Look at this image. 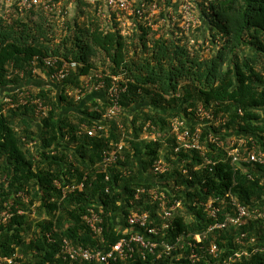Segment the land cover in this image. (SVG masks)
<instances>
[{"label": "trees", "instance_id": "obj_1", "mask_svg": "<svg viewBox=\"0 0 264 264\" xmlns=\"http://www.w3.org/2000/svg\"><path fill=\"white\" fill-rule=\"evenodd\" d=\"M59 1L65 9L71 4ZM197 4L199 24L192 29V36L199 48L195 45L190 49L187 35L166 30L165 26L149 28L143 21L140 31L126 37L117 22L103 24L96 7L87 0L73 4L75 12L68 15L65 27L42 7L7 18L0 2V166L10 178L8 187L0 185V208L19 191H27L31 197L29 202L15 199L26 213L15 214L0 225V255L9 256L19 250L27 257L24 264H100L57 258L62 240L107 250L127 234L140 232L131 228L125 233L133 190L149 187L140 182L139 175L150 171L161 149L168 158L173 154L165 142H174L170 137L174 117H189L188 109L199 103L214 105V114L228 117L226 124L216 127L217 131L253 134L264 142V0H198ZM164 5L168 11L170 0ZM37 55L77 60L83 66L49 89L41 77L33 75ZM99 63L103 66L99 67ZM38 66L45 70L41 59ZM92 69L103 72L108 83L112 81L111 74H124L130 80L122 95L119 119L108 121L109 131L96 136H89L83 125L91 127L96 120H102L107 103L97 101L98 92H88L76 102L66 91L67 87L81 85V76ZM21 85H26L33 97L53 103L48 117L35 118L31 102L6 114L2 112V96L15 95L14 89ZM138 106L141 108L136 109ZM149 120L156 127V140L141 139L143 126ZM120 123L128 134L127 158L112 168L111 191L106 192L105 172L98 163L105 152L113 150L112 144L121 140ZM32 139L37 140L33 148L27 144ZM213 150L211 155L216 157L218 153L214 147ZM174 155L187 159L189 168L200 162L196 151L183 150ZM251 167L255 168L249 170L254 179L241 172L235 174L230 160L220 161L209 173L205 170L196 175L195 180H189L179 168L165 177L167 183L186 184L187 200L163 239L175 243L177 236L202 232L210 220L202 206H193L192 202L206 199L205 193L220 192L232 180L238 182L233 190L245 205L254 208L264 204V166ZM125 169L132 174L122 178ZM190 171L189 175L191 168ZM56 178L68 182L85 179V188L60 202ZM36 201L40 204L34 217L31 205ZM89 208L103 218L102 236L84 219ZM134 209L150 211L153 220L157 205L143 195ZM48 231H53L54 241H48ZM250 238H256L258 243L252 245ZM212 242L219 245V258L210 252ZM134 246L129 257L115 264H264V220L251 219L243 227L211 233L196 246L199 258L195 262L189 257L191 247H186L180 256L175 252L159 256L161 244L154 252L137 243ZM242 249L247 253L231 260Z\"/></svg>", "mask_w": 264, "mask_h": 264}, {"label": "built area", "instance_id": "obj_2", "mask_svg": "<svg viewBox=\"0 0 264 264\" xmlns=\"http://www.w3.org/2000/svg\"><path fill=\"white\" fill-rule=\"evenodd\" d=\"M87 1L96 7V15L103 24L107 25L108 23L114 24L117 22L126 37H132L136 31H140V23L143 21V24H146L149 28L158 29L165 26L166 30L185 34L189 38L190 49H193L195 45H197L196 48H199L196 39L192 36V29L199 24V16L196 14L198 0H170L168 11L164 7L166 0ZM0 2L2 12L5 13L7 18L13 13H23L33 7H42L50 17L59 21L58 23L61 27H65L70 9L73 4L77 3V0H65V3H71L69 8L66 9L64 3L59 0H0ZM40 59L44 62L45 70L38 66ZM34 64L33 75L45 80L49 89H54L55 82H62L83 66L77 60L39 55L34 57ZM21 74L23 75L24 73ZM111 75L112 81L108 83L103 72L98 69H92L89 74L81 76L83 81L81 85L75 88L67 87V95L72 96L76 102L81 101L88 92H105L106 94L107 108L103 119L96 120L91 127L83 125L89 136L101 135L103 132L109 131L110 124H108V121L117 120L120 117L122 95L127 91L130 80L124 74ZM13 93L15 95L2 96V112L5 114L9 110L20 109L28 105L29 102L32 103L34 117L39 120L48 117L53 110V103L41 97H33V93L26 85L18 86ZM55 93V91L52 92L53 95ZM213 106L199 103L188 109L189 117H174L170 128V137L174 138V142L168 143L164 141L165 145L170 146L174 151L173 154H170L168 158L165 156V150L161 149L160 155L152 162L148 172L156 181L151 185L149 184V187L138 186L133 190L130 199L131 206L126 218L127 227H125V233H128L130 228L136 227L139 229L146 228L147 230L131 232L107 250H94L82 245H72L69 240L63 239L57 258L62 261H98L100 264H115L119 259L129 257L135 251L134 245L137 243L150 252L156 251L159 244H161L163 250L159 256L164 253L172 254L173 252L180 256L186 251V247H191L189 257L195 262L199 258L195 249L196 246L202 243L211 233L225 231L232 227H243L251 219L264 220V204H257L254 208L245 205L233 190L234 187L239 186L238 182L232 180L229 185L222 186L223 189L220 192L205 193L206 199L203 201L195 199L192 202L193 206L200 204L205 216L210 220L202 232L177 236L175 243L166 242L163 239L164 236L166 237L167 230L172 227L176 212L187 199L186 184L167 183L163 180L165 177L171 176L177 168L184 174H188L189 180H195L196 175L205 170L209 173V170L212 171V167L220 161L230 160L235 166V174L241 172L246 174L249 179H254V176L249 172L251 168L255 169L251 165L264 166V142L262 141L261 143L256 135L253 134L217 131L216 127L226 124L228 117L214 114L212 111ZM118 129L121 131V140L112 142L113 150L105 152L101 162L98 163L105 172L106 192L111 191L112 168L117 162L125 161L127 158L125 147L129 144L126 141L128 134L123 124L120 123ZM19 130L20 128L17 127V131ZM155 131L156 127L152 121H147L143 126L141 139L147 141L156 140ZM23 139L25 138L23 137ZM36 142L37 140L32 139L28 140L27 144L33 148ZM73 143L77 145V141ZM213 147L218 153L215 154L216 157L211 155V152L214 151ZM183 150L196 151L200 158V162H196L190 167L192 170L191 175H189L191 172L190 168L186 165L187 159L175 157L174 155V153L176 154ZM171 159L176 160L171 161ZM131 174L132 171L130 169H125L121 177L126 178ZM9 179L8 174L3 173L0 166V185L4 184L8 187L10 185ZM220 179L222 178L220 177ZM84 181L85 179L75 182L61 181L58 178L54 179V185L59 190V201L63 202L68 195L82 191L85 188ZM205 181L206 179L204 178L203 183ZM143 195H148L151 202L157 205V212L153 220L151 219L152 214L150 211L134 209L136 201L140 200ZM30 198L27 191L14 193L4 203V206L0 208V225L11 219L15 214L26 213L24 208L15 202V199L29 202ZM39 204L40 202L36 201L31 205V212L34 217L37 216ZM84 219L97 235H103V218L98 211L94 208H89L88 213L84 215ZM53 230H56V228ZM52 236L53 231L46 232L48 241H54ZM244 236L245 234L241 235V237ZM241 237L238 236V242L242 241ZM158 238H160V242H158ZM256 241V238L250 239L252 245ZM218 246L217 242H212L211 244L210 252L215 258H219ZM26 259L27 257L23 252L16 250L9 256L0 255V264H24Z\"/></svg>", "mask_w": 264, "mask_h": 264}, {"label": "crops", "instance_id": "obj_3", "mask_svg": "<svg viewBox=\"0 0 264 264\" xmlns=\"http://www.w3.org/2000/svg\"><path fill=\"white\" fill-rule=\"evenodd\" d=\"M43 80V79H42ZM43 81H45V80H43ZM96 99H97V101L99 102V103H106L107 102V99H106V94H105V92H98V94L96 95ZM142 106V105H141ZM139 108H141V107H136V109H139ZM69 112H71V110H69ZM37 124V123H36ZM139 180H141V181H144V180H155V178L153 177V176H151V175H148L147 177L146 176H144L143 175V173H141L140 175H139ZM118 219H121V217H119ZM130 230H131V228H130ZM133 230H137V231H140L141 232V230L138 228V227H136V228H134Z\"/></svg>", "mask_w": 264, "mask_h": 264}, {"label": "clouds", "instance_id": "obj_4", "mask_svg": "<svg viewBox=\"0 0 264 264\" xmlns=\"http://www.w3.org/2000/svg\"><path fill=\"white\" fill-rule=\"evenodd\" d=\"M139 163H140V161H139ZM143 175L147 177L148 175H151V174H149V173L146 172V171H143ZM151 176H152V175H151ZM155 181H156V179L153 180V181H152V180H144V181H141V180H140V182H142V183H147V184H150V185H151L152 183H154ZM186 200H187V199H186ZM186 200H185V201H186ZM197 233H198V232H197ZM250 239H251V238H250ZM256 240H257V239H256ZM256 243H258V240L255 242V244H256ZM253 245H254V244H253ZM256 250H257V249H256ZM246 253H247V251L245 252V251H243V249H242V251L237 252L236 255H235V257L232 258L231 260H234V261H235V260H238V259L241 258L242 255H244V254H246Z\"/></svg>", "mask_w": 264, "mask_h": 264}, {"label": "rangeland", "instance_id": "obj_5", "mask_svg": "<svg viewBox=\"0 0 264 264\" xmlns=\"http://www.w3.org/2000/svg\"><path fill=\"white\" fill-rule=\"evenodd\" d=\"M74 12H75V8H74V6H73V7H71V9H70V15H73ZM196 14L199 16V9H198V8H197V10H196ZM247 52H249V50H248ZM102 66H103V65H102L101 63H99V67H102Z\"/></svg>", "mask_w": 264, "mask_h": 264}]
</instances>
